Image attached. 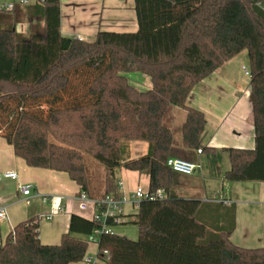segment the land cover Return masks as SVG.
Segmentation results:
<instances>
[{"label":"trees","instance_id":"1","mask_svg":"<svg viewBox=\"0 0 264 264\" xmlns=\"http://www.w3.org/2000/svg\"><path fill=\"white\" fill-rule=\"evenodd\" d=\"M137 30L98 31L92 42L60 34L59 0L0 12V136L26 166L67 174L91 199L85 157L104 170L103 192L121 199L120 170L149 178L143 200L121 224L137 239L101 235L106 264H264V247L234 245L235 208L173 193L179 174L168 158L195 162L206 121L186 107L199 82L243 51L249 59L254 148L225 149L228 183L264 182V0H134ZM29 24L28 34L17 24ZM140 74L150 89L128 80ZM184 111L179 129L173 109ZM179 137V141H177ZM147 154L131 160L129 144ZM195 164V163H194ZM78 192V193H79ZM35 217L17 224L0 243V264H75L85 238L100 228L72 214L58 245H42ZM103 252H107L104 257Z\"/></svg>","mask_w":264,"mask_h":264},{"label":"crops","instance_id":"2","mask_svg":"<svg viewBox=\"0 0 264 264\" xmlns=\"http://www.w3.org/2000/svg\"><path fill=\"white\" fill-rule=\"evenodd\" d=\"M59 9L60 34L66 38L92 42L98 31L132 33L137 30L134 0H59ZM15 30L28 34L29 24H17ZM248 69V53L243 51L195 85L190 92L185 105L203 114L206 125L202 134V146L212 149L211 152L206 151L200 154L196 151L195 164L205 153L227 155L224 152L225 149L251 150L254 148L249 100L250 80L245 74V71H249ZM133 79V86L136 88L150 89V82L146 77L134 74ZM184 118L183 110L173 109L175 128L178 124L181 125ZM147 151L148 145L145 142L129 144L131 160L140 158V155L141 157L146 155ZM228 169L229 162L223 172H220V168L217 167V175L212 173L213 176L209 179L203 177L200 167L191 176L178 175L173 193L178 198L197 200L202 203H222L225 207L233 206L235 229L230 236L231 242L246 249L262 248L264 247V182L228 183L224 180V173ZM6 172L16 173L17 180H0V209H4L6 214V219L0 224L2 243L17 224L32 217L38 220L40 243L49 246L60 243L62 235L67 233L69 218L72 214L91 219L93 209L90 207L85 212H81L73 200L79 192V187L69 179L67 174L26 166L0 136V174ZM198 173L200 177H197ZM116 183L124 203L123 222H126L127 216L137 212V207L130 201V194L137 187L147 192L149 178L136 172L120 170L116 175ZM20 185H29L34 192L42 196L62 197L64 211L55 215L50 221H45L43 216L48 213V208L37 198H32L30 203L26 204L18 193ZM161 195L163 196L162 193ZM112 233L121 237L126 235L117 228H112ZM135 237L136 234L129 239L135 240ZM86 255L97 256V245L88 244ZM75 264L84 263L81 261ZM98 264L106 263L99 258Z\"/></svg>","mask_w":264,"mask_h":264},{"label":"built area","instance_id":"3","mask_svg":"<svg viewBox=\"0 0 264 264\" xmlns=\"http://www.w3.org/2000/svg\"><path fill=\"white\" fill-rule=\"evenodd\" d=\"M43 0H0V12H11L16 7H25L30 5H40ZM245 74L249 76V73L245 71ZM201 151L197 150V154ZM165 166L174 173L183 176H191L199 168L194 163L183 161L176 158H168L165 162ZM1 179H8L11 181L17 180V175L14 172H6L0 174ZM18 193L22 197L26 204H29L32 198H37L40 202L48 208V213L43 216L45 221H50L55 215L64 211L63 198L58 196H42L37 192H34L29 185H20L18 187ZM161 192H157L156 195H150L144 191L141 187H137L130 194V201L135 206L143 200H153L161 198ZM73 200L77 203L78 209L82 212L88 210L90 207L93 209V215L90 220L96 223L100 228L93 231V233L85 238L88 244H96L101 235H112V227L120 225L123 222V200L114 199L106 196L98 199H91L84 192H79ZM6 219L4 209H0V224ZM0 243H2L0 241ZM104 257L107 252H103ZM99 257L85 255L82 259L84 264H98Z\"/></svg>","mask_w":264,"mask_h":264},{"label":"rangeland","instance_id":"4","mask_svg":"<svg viewBox=\"0 0 264 264\" xmlns=\"http://www.w3.org/2000/svg\"><path fill=\"white\" fill-rule=\"evenodd\" d=\"M127 78L129 80V82L133 85L132 80H134L133 79L134 74H128ZM138 89L143 90V88H140V87ZM172 124L174 126V121L172 122ZM179 126L180 125L178 124L176 129H179ZM131 156H133V154ZM140 157H141V155H140ZM85 163H86V167L90 173V178H89L90 179V182H89L90 183L89 184L90 185V189H89L90 194L94 197H97V196L101 195L103 192V173H104L103 167L98 162H96L95 160H93L92 158L87 157V156L85 157ZM196 164H197V166L200 167V170H201L203 177L209 179L211 176H213V174L217 175V167L220 168V172H223L225 166L228 165V158H227V155H225V154L218 153L216 155H213V154L205 153V154H203L202 157L199 158V160L197 161ZM197 177H200L199 173L197 174ZM141 186H142V184H141ZM133 188H134V185H133ZM133 188H131V190ZM112 228H117V229H120L121 231L125 232L126 233L125 237L128 239L130 236H133L135 234H136L135 240L137 238V229H136V227H134L132 225L120 224V225H116ZM2 234L5 236L4 231L2 232ZM3 235H2V237H4Z\"/></svg>","mask_w":264,"mask_h":264}]
</instances>
